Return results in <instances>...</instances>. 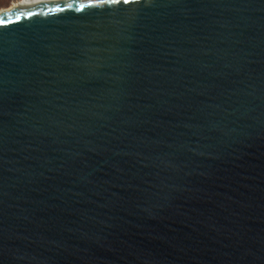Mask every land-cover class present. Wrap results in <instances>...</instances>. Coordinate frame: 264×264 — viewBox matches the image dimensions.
<instances>
[{"label":"water","instance_id":"water-1","mask_svg":"<svg viewBox=\"0 0 264 264\" xmlns=\"http://www.w3.org/2000/svg\"><path fill=\"white\" fill-rule=\"evenodd\" d=\"M0 264H264V0L0 11Z\"/></svg>","mask_w":264,"mask_h":264},{"label":"rangeland","instance_id":"rangeland-1","mask_svg":"<svg viewBox=\"0 0 264 264\" xmlns=\"http://www.w3.org/2000/svg\"><path fill=\"white\" fill-rule=\"evenodd\" d=\"M21 0H0V11L2 10H8L9 8L16 5Z\"/></svg>","mask_w":264,"mask_h":264},{"label":"snow or ice","instance_id":"snow-or-ice-1","mask_svg":"<svg viewBox=\"0 0 264 264\" xmlns=\"http://www.w3.org/2000/svg\"><path fill=\"white\" fill-rule=\"evenodd\" d=\"M120 0H94L95 5L104 4V3H118ZM124 3H128L129 0H123ZM132 2H138V0H132ZM93 6V5H89Z\"/></svg>","mask_w":264,"mask_h":264},{"label":"bare ground","instance_id":"bare-ground-1","mask_svg":"<svg viewBox=\"0 0 264 264\" xmlns=\"http://www.w3.org/2000/svg\"><path fill=\"white\" fill-rule=\"evenodd\" d=\"M22 1H23V0H21V1L18 2L16 5H14L13 7L9 8L8 10L6 9V10H4V11H7V12H8L9 10H12L13 8H17L18 5H21Z\"/></svg>","mask_w":264,"mask_h":264}]
</instances>
